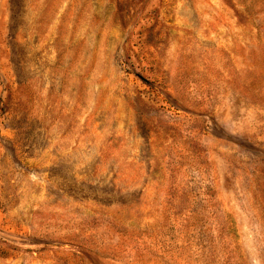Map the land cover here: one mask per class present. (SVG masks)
<instances>
[{
	"label": "rangeland",
	"instance_id": "obj_1",
	"mask_svg": "<svg viewBox=\"0 0 264 264\" xmlns=\"http://www.w3.org/2000/svg\"><path fill=\"white\" fill-rule=\"evenodd\" d=\"M0 264H264V0H0Z\"/></svg>",
	"mask_w": 264,
	"mask_h": 264
}]
</instances>
